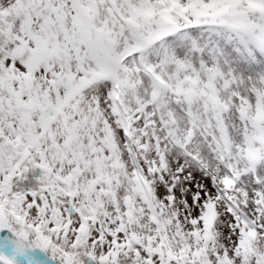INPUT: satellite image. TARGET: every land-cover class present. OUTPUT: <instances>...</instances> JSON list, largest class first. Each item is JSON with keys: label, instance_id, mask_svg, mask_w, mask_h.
<instances>
[{"label": "snow or ice", "instance_id": "snow-or-ice-1", "mask_svg": "<svg viewBox=\"0 0 264 264\" xmlns=\"http://www.w3.org/2000/svg\"><path fill=\"white\" fill-rule=\"evenodd\" d=\"M0 264H264V0H0Z\"/></svg>", "mask_w": 264, "mask_h": 264}]
</instances>
